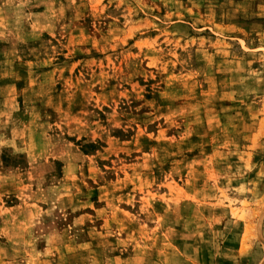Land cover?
<instances>
[{"label": "rangeland", "instance_id": "1", "mask_svg": "<svg viewBox=\"0 0 264 264\" xmlns=\"http://www.w3.org/2000/svg\"><path fill=\"white\" fill-rule=\"evenodd\" d=\"M0 264H264V0H0Z\"/></svg>", "mask_w": 264, "mask_h": 264}]
</instances>
